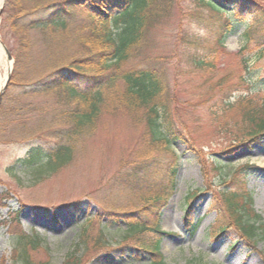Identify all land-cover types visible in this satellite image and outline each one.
Wrapping results in <instances>:
<instances>
[{
  "label": "trees",
  "instance_id": "16d2710c",
  "mask_svg": "<svg viewBox=\"0 0 264 264\" xmlns=\"http://www.w3.org/2000/svg\"><path fill=\"white\" fill-rule=\"evenodd\" d=\"M5 5L11 12L8 22L16 46L12 50L14 71L0 105V141L7 136L4 140L10 143L36 138L46 143L28 151L25 165H36L41 175L58 173L70 165L96 131L101 115L111 110L125 111L144 129L137 145L143 149L137 148L132 161L116 172L107 193L93 196L89 203L66 205L77 212L84 206L90 209L78 223L79 241L63 264H84L86 254L95 249L129 258L143 255L147 260L141 264H168L161 253L165 233L159 224L161 206L168 196H151L146 189L148 180L156 175L173 186L179 159L172 146L186 137L175 122L176 97L171 95L163 61L168 59L166 55L174 57L179 74L183 73L181 65L190 62L208 66L206 58L193 53L199 41L205 50L208 41L215 49L222 48L236 25L245 27L244 37L250 40L253 26L264 30L261 0H6ZM204 11L224 20L218 17L213 24L204 23L205 32L199 34L191 27L203 25ZM83 16L88 18L85 24L74 27L75 19L80 21ZM67 30L81 33L79 41L85 53L76 55L79 51L69 52L65 47ZM52 95L58 96L61 105L47 100ZM242 98L238 105L229 98L226 108L228 112L240 109L238 131L246 132L243 137L256 138L264 131V119L260 120L259 110L248 111V102ZM46 110L51 112L48 119L42 117ZM162 150L173 154L170 161L159 158ZM225 189L221 200L231 222L222 221L221 216V226L214 234L236 232V243L251 246L264 234L262 216L252 207L250 196L239 199L241 189ZM9 197V192H0V206H6ZM197 197L200 193L191 191L185 200L183 223L190 235L201 221L196 218ZM94 204L98 209L92 213ZM212 206L222 213L214 201ZM20 214L21 209L11 212L10 219L14 260L18 264H49L35 260L41 242L21 229ZM115 225L121 226L118 232L122 233L114 244L107 229Z\"/></svg>",
  "mask_w": 264,
  "mask_h": 264
},
{
  "label": "rangeland",
  "instance_id": "374dc122",
  "mask_svg": "<svg viewBox=\"0 0 264 264\" xmlns=\"http://www.w3.org/2000/svg\"><path fill=\"white\" fill-rule=\"evenodd\" d=\"M261 5L264 8V0ZM5 6L0 2V40L13 50L16 37L8 22L11 12ZM202 16L203 25L196 23L191 27L199 34L205 32L204 23L213 24L218 17L224 20L208 11ZM87 20L86 16L80 21L75 19L74 27ZM253 28L251 39L247 41L245 27L236 25L222 48L215 49L213 42L208 41L205 55L207 50L199 41L193 53L206 58L208 66L203 68L190 62L187 66L181 65L183 73L179 74L174 57L166 55L168 59L163 61L171 95L176 97L175 122L186 137L172 146L179 159L173 186L168 179L156 175L148 180L146 189L151 196H168L159 213L160 228L165 232L161 252L168 264H264V234L251 246L236 243V232L227 231L218 237L214 234L221 226V216L222 221L231 222L221 200L225 188L230 186L241 189L239 199L250 194L253 206L264 218V135L259 140L243 137L246 132H239L241 124H236L241 118L240 109L228 112L226 108L229 98L238 105L237 100L243 97L248 102V111L257 109L264 117V53L260 52L264 49V30ZM64 35L69 52L85 53L79 41L81 33L67 30ZM47 100L61 105L57 95ZM42 114L45 119L51 117L47 110ZM143 133L142 125H136L125 111L105 112L96 131L84 141L70 165L49 176L41 175L36 165L28 166L23 162L32 147L45 142L36 138L25 143H10L4 140L7 136L1 138L4 141H0V192H9L10 197L6 206H0V264H18L13 258L14 227L10 220L11 212L18 209H21V229L42 241L41 248L34 253L35 260L63 264L79 241L78 223L83 222L90 209L84 206L77 212L66 205L89 203L93 196L102 197L107 193L116 172L139 151L137 145ZM159 154L160 159L167 161L173 157L165 150ZM191 191L205 192L194 200L196 217L201 219L194 235L186 231L183 223L185 200ZM213 201L221 207L222 213L213 208ZM97 209L94 204L90 211ZM118 229L121 226L107 229L114 244L121 238L122 231ZM124 255L95 249L83 260L84 264H129L131 260L141 264L147 260L143 255H133L135 259Z\"/></svg>",
  "mask_w": 264,
  "mask_h": 264
},
{
  "label": "bare ground",
  "instance_id": "6f19581e",
  "mask_svg": "<svg viewBox=\"0 0 264 264\" xmlns=\"http://www.w3.org/2000/svg\"><path fill=\"white\" fill-rule=\"evenodd\" d=\"M2 2V0H0ZM12 63L7 59L5 48L0 40V91L6 83Z\"/></svg>",
  "mask_w": 264,
  "mask_h": 264
},
{
  "label": "water",
  "instance_id": "95a60500",
  "mask_svg": "<svg viewBox=\"0 0 264 264\" xmlns=\"http://www.w3.org/2000/svg\"><path fill=\"white\" fill-rule=\"evenodd\" d=\"M2 45H3V48H5L7 59L12 63V66L10 68L11 71H10V73H9L7 79H6V83H5L4 87L2 88V90L0 91V104H1L2 96L5 93V90H6V88L8 87V85L10 83V77H11V74H12V71H13L12 68H13V63H14L13 55H12L10 49L7 48L6 45L3 42H2Z\"/></svg>",
  "mask_w": 264,
  "mask_h": 264
}]
</instances>
